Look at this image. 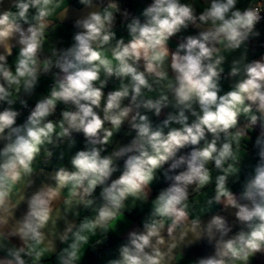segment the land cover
I'll return each mask as SVG.
<instances>
[{
	"label": "clouds",
	"instance_id": "clouds-1",
	"mask_svg": "<svg viewBox=\"0 0 264 264\" xmlns=\"http://www.w3.org/2000/svg\"><path fill=\"white\" fill-rule=\"evenodd\" d=\"M257 42L264 0H0V264H264Z\"/></svg>",
	"mask_w": 264,
	"mask_h": 264
},
{
	"label": "crops",
	"instance_id": "crops-1",
	"mask_svg": "<svg viewBox=\"0 0 264 264\" xmlns=\"http://www.w3.org/2000/svg\"><path fill=\"white\" fill-rule=\"evenodd\" d=\"M131 3L132 9H138L142 3H144V0H129ZM256 51L253 53V55L258 56L260 52H264V48H260L259 42H257L254 45ZM65 164L68 163L67 157L64 161ZM130 220H132L135 224L139 223V215L138 214H133L132 216L129 217ZM120 237H112L109 241V244L106 246V248H114V246L119 243ZM105 248H101L100 253L98 255L92 256L91 259V264H100L102 258H103V253L105 252Z\"/></svg>",
	"mask_w": 264,
	"mask_h": 264
},
{
	"label": "trees",
	"instance_id": "trees-1",
	"mask_svg": "<svg viewBox=\"0 0 264 264\" xmlns=\"http://www.w3.org/2000/svg\"><path fill=\"white\" fill-rule=\"evenodd\" d=\"M124 3L126 4V6H128L130 9H132L131 7V3L129 0H124Z\"/></svg>",
	"mask_w": 264,
	"mask_h": 264
},
{
	"label": "built area",
	"instance_id": "built-area-1",
	"mask_svg": "<svg viewBox=\"0 0 264 264\" xmlns=\"http://www.w3.org/2000/svg\"><path fill=\"white\" fill-rule=\"evenodd\" d=\"M144 2H146V0H144Z\"/></svg>",
	"mask_w": 264,
	"mask_h": 264
}]
</instances>
